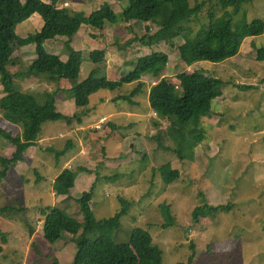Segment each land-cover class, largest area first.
Instances as JSON below:
<instances>
[{"label":"rangeland","instance_id":"rangeland-1","mask_svg":"<svg viewBox=\"0 0 264 264\" xmlns=\"http://www.w3.org/2000/svg\"><path fill=\"white\" fill-rule=\"evenodd\" d=\"M201 1L190 0V3L195 6ZM63 6L90 16L107 6L120 14L127 3L126 0H62L59 7ZM207 10L208 7L189 24L190 38L198 35L203 24H209ZM222 12L218 9L217 17ZM256 19L264 20V0H253L243 6L234 19V26ZM27 21L10 36L14 57L24 54L25 60L12 69L23 73L15 79L16 89L52 92L58 86L63 88L65 83L41 81L29 72L37 58L36 51L31 56L35 46H26L23 51L19 41L40 33L43 21L39 14ZM147 26L151 29L149 33ZM147 26L138 21H131L129 26L125 22L114 27L107 24V40L96 42L91 51H107L115 43L118 48L119 42L147 34L153 37L163 30L159 19H153ZM120 27L121 31H117ZM88 29L91 33L87 35L94 31L100 34L94 28L84 27L71 40L72 49L83 55L81 79L94 73L100 79L117 81L133 71L139 57L153 52L168 54L170 62L163 75L143 76V91L135 97L140 106L124 100L113 101L137 88L139 82H132L115 91L103 89L94 94L81 126L77 122L72 126L58 122L41 127L40 146L35 155L38 162L32 167L31 150L28 162L16 169L12 166L0 183V211L3 209L0 264H49L53 258L60 264H75L78 246L73 237L67 235L51 247L43 239L42 222L46 219L44 214L55 208L68 209L71 217L82 220L79 199L94 186L92 208L98 221L115 217L123 207L122 200L130 204L121 219L122 228L115 235L116 244H129L132 231L142 229L164 251V264H186L194 253L197 256L194 264H264V60L258 59V51L264 49V36L246 39L235 57L220 63L202 61L188 67L180 58L178 49L185 41L179 38L170 44L158 40L153 48L135 44L128 52L116 49L108 59L106 56L104 63L95 64L90 53L78 47V39ZM69 41L67 38L49 41L46 50L51 54L60 53L63 60H68L63 50ZM185 71L202 73L219 81L210 95L212 112L202 119L200 132L157 115L149 103V93L155 83L165 77L178 84L176 76ZM3 96L0 82V99ZM65 111L73 113L74 108ZM119 111L123 113L118 114ZM77 126L78 134L74 132ZM0 129L14 134L20 132L16 126L6 124ZM59 133L63 136H58ZM154 136L161 137L169 149L161 148L162 144ZM69 142L73 145L68 150ZM11 153L10 142L0 136V156L8 157ZM63 169L83 171L69 199L59 196L54 187L56 176ZM174 173L177 176H172ZM164 204L171 207L175 222L163 216ZM204 205L230 206V209L195 224L193 212ZM167 224H171L169 228Z\"/></svg>","mask_w":264,"mask_h":264},{"label":"trees","instance_id":"trees-1","mask_svg":"<svg viewBox=\"0 0 264 264\" xmlns=\"http://www.w3.org/2000/svg\"><path fill=\"white\" fill-rule=\"evenodd\" d=\"M61 1L26 0L23 3L21 0H0V82L4 92V96L0 99V121L4 119L20 129L16 134L0 129V136L9 141L12 148L10 156L3 158L0 156L3 165L0 183L7 177L12 166L23 161L26 151L36 145L44 124L66 122L72 126L77 122L81 126L89 113L92 95L103 89L115 91L125 84L139 82L137 88L129 94L118 96L113 100H124L135 106L137 103L133 99L142 93L144 88L143 76L163 75L170 62L168 54L153 52L139 57L133 71L117 81L100 79L94 73L86 79H81L83 55L82 52L72 49L71 40L84 27L104 32L107 24L114 27L119 22L138 21L147 26L153 19H159L163 24L161 32L153 37L147 34L143 38H133L123 45L120 44L119 50H127L135 44L153 48L158 40L170 44L183 38L185 42L178 50L181 60L188 67L202 61L223 62L235 57L246 39L264 36L262 19L244 22L240 27L234 26L236 15L243 6L251 4L253 0H218L217 4L214 3L215 0H203L195 6H191L190 0H126L127 6L120 14L107 6L90 16L84 12H74L68 6L59 7ZM207 7L209 24H203L198 35L190 38L189 24L199 18ZM218 9L223 10L219 17H217ZM34 14H39L43 21L40 33L19 41V46L20 48L35 46L37 58L30 65L29 72L37 75L41 81L58 84L62 80H79L78 85L68 91L77 107L73 116L63 114L57 109V98L62 91L59 86L52 92L47 90L22 92L15 87V79L23 73L12 71L13 67L19 65L20 58L14 57L10 36L21 23ZM145 28L148 33L151 31L150 27ZM57 38L70 40L63 50V53L69 56L68 60H63L61 55L51 54L44 49V43ZM106 56V50H96L91 54V59L95 64H102L106 61ZM258 59L264 60V49L258 51ZM176 77L178 84L164 77L151 87L150 107L157 115L169 119L173 124L179 121L183 128L203 131L200 129V124L202 119L212 112L210 95L219 81L197 72L185 71ZM236 87L243 88L239 85ZM155 139L162 144L161 148L169 149L162 143L161 137L157 136ZM197 140L202 142L200 139ZM72 145L73 143L70 142L67 149L69 150ZM48 150L51 151V148ZM63 152L66 153L65 150ZM81 172L83 171L63 170L54 183L56 193L68 196L69 199L70 191L75 188ZM172 176H177V173ZM94 190L95 186L79 199L82 220L74 219L68 209L62 208H55L44 214L46 218L42 224L44 241L49 246L55 247L67 235H71L78 246L75 264H164V251L154 243L147 231L135 229L131 233L129 244L115 243V235L122 228L121 219L126 216L130 204L122 200L123 207L115 217L98 221L92 208ZM228 209L230 206L197 207L193 212L194 223L198 224L202 219L215 217L219 211ZM162 211L165 219L175 222L170 206L164 204ZM171 224H167V227L169 228ZM196 257L195 253L192 254L186 264H194ZM49 264H60V262L53 258Z\"/></svg>","mask_w":264,"mask_h":264},{"label":"crops","instance_id":"crops-1","mask_svg":"<svg viewBox=\"0 0 264 264\" xmlns=\"http://www.w3.org/2000/svg\"><path fill=\"white\" fill-rule=\"evenodd\" d=\"M28 22V21H27ZM26 22V23H27ZM130 23V22H129ZM129 23H128V26H129ZM111 29V28H110ZM121 29H122V27H120L117 31H121ZM115 29H113V31H114ZM130 30V29H129ZM82 31V30H81ZM98 31V30H97ZM107 31H108V29H107V27H106V29H105V31L104 32H100V34L99 33H95V31L92 33V34H90V35H87V33H91L90 32V30L88 29V31L86 32V34L83 36V37H81L80 39H78V42H79V48L80 49H82V50H86V51H88L89 53H90V55L94 52V51H96V50H92L91 51V49H92V46L93 45H95V43L97 42H101V41H103V40H107ZM105 34H106V36H105ZM114 34H117V32L116 31H114ZM79 35V34H78ZM116 37V36H115ZM130 40H132V38L130 39ZM129 40V41H130ZM54 41V40H53ZM115 41V40H114ZM49 42V41H48ZM128 42V41H127ZM127 42H125V43H127ZM47 43V42H46ZM46 43H44V45H43V47H44V49H46ZM63 44H65V42H62ZM121 45H123V44H125V43H121V42H119ZM134 46V45H133ZM132 46V47H133ZM117 47V44L115 43V46H112L111 48H108L107 49V51H108V53H107V59H108V56H110L111 55V53H113L116 49L117 50H119V48H116ZM131 47V48H132ZM131 48H129V49H127V50H130ZM24 49L25 48H23L22 50L24 51ZM116 50V51H117ZM126 50V51H127ZM34 51H35V49L34 48H32V51H31V56L32 57H34V55H33V53H34ZM125 51V52H126ZM128 52V51H127ZM126 52V53H127ZM56 54L55 55H59L60 53H57V52H55ZM22 54H23V52H22ZM22 56H24V54L22 55ZM22 56H19V58H20V63H19V65H17L16 67H14L15 69L17 68V67H19L20 66V64H22V63H24V59H23V57ZM123 56H124V54H121V58L123 59ZM13 69V68H12ZM13 71V70H12ZM107 76H108V74H107ZM17 79V78H16ZM62 83H65V85H63V88H62V86H61V84ZM78 83H79V80H62L61 81V84H60V89L62 90L61 92H62V96H67V97H62V96H58V98H57V102H56V106H57V109H58V111H60L61 113H63V114H66V115H68V116H73L74 114H75V112H76V104H75V100L74 99H72L70 96H69V94L67 95V93L66 92H68V91H70V90H72L73 88H75L77 85H78ZM33 84H36V81H33ZM40 85V83L37 85V86H39ZM42 85H44V86H46V84H42ZM66 85H68V87L66 86ZM36 86V85H35ZM34 89H35V87H34ZM34 91V90H33ZM66 91V92H65ZM61 94V93H60ZM93 96V95H92ZM61 99V100H60ZM134 102H136L137 103V105H135V106H140V103H139V101H137V100H135V98H134ZM58 104H61V105H58ZM61 106V107H60ZM74 108V111H73V113H67L66 111H65V109H68V108ZM119 113H123V111H119L118 112V114ZM103 118H107L106 116L105 117H103ZM4 119H1V121H0V128H1V126L3 125V124H6V126L7 125H9V126H14V125H12V124H10V123H8V122H6V121H4ZM17 127V126H16ZM92 127H94V126H92ZM18 128V127H17ZM78 126L76 127V131H74V132H77V134H78ZM3 130V129H2ZM20 130V129H19ZM63 136V134L62 133H59V135L58 136ZM51 140H54V139H51ZM40 141V140H39ZM37 142L36 143V145L35 146H32V147H30L27 151H26V153L24 154V159H23V161H20V162H18L15 166H13V169H16V167H18V166H20V164H25L26 162H28V159H29V153H30V151L32 150V162H31V164H32V167H34V165L38 162L37 161V158L35 157V155H36V149H37V147L38 146H40V142ZM70 143V142H69ZM69 145V144H68ZM84 152V151H83ZM63 170H65V169H63ZM62 170V171H63ZM36 172H37V170H35ZM61 171V172H62ZM61 172H59L58 173V175L61 173ZM37 174L39 175V173L37 172ZM57 175V176H58ZM40 176V175H39ZM57 176H56V178H57ZM60 196V195H59ZM61 197H63V196H61ZM43 223V222H42Z\"/></svg>","mask_w":264,"mask_h":264},{"label":"built area","instance_id":"built-area-1","mask_svg":"<svg viewBox=\"0 0 264 264\" xmlns=\"http://www.w3.org/2000/svg\"><path fill=\"white\" fill-rule=\"evenodd\" d=\"M103 122H104V124L106 123V118L104 119V121H103ZM103 122H102V123H103Z\"/></svg>","mask_w":264,"mask_h":264}]
</instances>
